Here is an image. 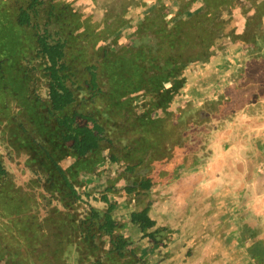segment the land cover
I'll return each instance as SVG.
<instances>
[{
	"label": "crops",
	"instance_id": "0c3cea01",
	"mask_svg": "<svg viewBox=\"0 0 264 264\" xmlns=\"http://www.w3.org/2000/svg\"><path fill=\"white\" fill-rule=\"evenodd\" d=\"M5 2L11 0H0V148L7 150L0 162L8 170L0 174V264H264V0H88L85 9L74 2V22L84 10L100 13V24L119 23L122 62L130 66L139 55L140 63L136 58L117 80L125 65L113 70L114 47L99 89L84 92L83 107L105 127V138L84 165L61 163L70 176L44 158L34 165L39 155L19 153L20 120L52 130L50 89L47 75L36 84L35 66L19 64L5 46L9 36H23L17 6L8 4L4 14ZM120 2L131 12L118 22ZM45 146L54 149V140ZM71 152L63 144L62 156ZM201 187L206 193L195 203L190 198ZM145 207L156 222L150 228L133 219ZM109 216L112 232L100 228ZM112 234L130 243L123 258L111 257ZM176 238L181 244L173 249Z\"/></svg>",
	"mask_w": 264,
	"mask_h": 264
},
{
	"label": "trees",
	"instance_id": "16d2710c",
	"mask_svg": "<svg viewBox=\"0 0 264 264\" xmlns=\"http://www.w3.org/2000/svg\"><path fill=\"white\" fill-rule=\"evenodd\" d=\"M8 4L13 8L14 5L17 6L14 10L18 9L19 30L22 31L23 36L20 39L17 36H9L10 40L4 41L5 46L17 53L14 57L19 64L31 62L35 66L36 84L39 83L37 77L41 80L44 75H47V86L50 89V103L45 109L48 112L47 120H51L52 130L43 131L41 124L31 130L28 128V121L20 120L18 123L19 153L31 154L34 158L39 155L40 158L35 159L34 165L39 166L44 159H47L64 176H70L69 172H65L61 163H66L71 159L80 160L84 165L87 155L91 150L97 149L100 141L105 138V127L98 123L89 111H85L82 97L87 90L94 93L99 89L98 76L102 75L103 71L106 76L105 67L109 65L107 62L111 61L110 56L113 58L116 56L110 54L114 47L120 51L119 56L113 60L115 65L113 70L124 65L121 31L114 22L100 24L98 22L100 13L98 12L93 15L83 13L82 20L80 21L79 18L77 22H74L79 15L76 14L78 9L75 6L70 9H61V5L58 2L53 3V0H11ZM8 4L5 2L2 7L4 14L10 11L7 9ZM9 19L11 20L10 17ZM58 27H62L63 30H58ZM10 30L15 31V27L8 26V31ZM121 72L122 69L115 73ZM83 74H86V77H83ZM10 126L14 129L13 121H7L6 129H10ZM51 140H54L55 147L48 150L45 143ZM63 144L72 150L71 154L65 153L62 156ZM42 149L45 151L44 157L39 152ZM0 174L8 175V170L1 162ZM72 176L75 174L73 173ZM67 184L73 188L71 182L68 181ZM73 191L76 192L74 188ZM149 209L145 207L135 212L134 222L140 223L144 228L154 226L156 222L151 217ZM99 220L101 221V217ZM37 221H35L36 224ZM101 223L100 228H106V230L108 228L110 232L114 230L115 221H112L110 216L108 221L104 220ZM111 236L109 249L111 257L123 258L126 255L125 249L130 243L121 234ZM148 236L150 237V234ZM155 238V236L150 237L152 240ZM105 248L104 243L102 249L105 250ZM130 252L136 254L133 246ZM106 264L112 263L107 262Z\"/></svg>",
	"mask_w": 264,
	"mask_h": 264
},
{
	"label": "bare ground",
	"instance_id": "6f19581e",
	"mask_svg": "<svg viewBox=\"0 0 264 264\" xmlns=\"http://www.w3.org/2000/svg\"><path fill=\"white\" fill-rule=\"evenodd\" d=\"M82 1H85V2H88V0H82ZM123 3L124 2H120V3H118L117 4V9H116V15H117V17H118V22H120L123 18H124V16H125V13H126V11L127 12H131V7L129 6V7H127V6H125V5H123ZM129 4H130V2H128ZM73 6L71 5V8H72ZM143 9H147V8H145V7H143ZM118 27H119V23H115ZM136 26H137V24L136 23H126V25H125V27H127V28H132L133 30H135L136 29ZM120 29V28H119ZM137 43H138V41H136ZM120 50H118V48H116L115 49V53H118ZM135 63H137V60L135 61ZM183 69H185V68H183ZM185 73V72H184ZM201 139H203V135L201 134ZM199 142H200V144H201V141H200V139H199ZM0 151L2 152V154H6L7 153V150L5 149V148H0ZM11 169H12V166H9ZM16 169H17V167H16ZM185 188H187V186H184L183 187V190H186ZM156 190H158V188L156 189ZM199 192L196 194V195H194V196H192L190 199H192L195 203H199L201 200V197L206 193V189H204V188H199ZM152 197H155L154 195H152ZM129 230H130V233H136L138 230H137V228L136 227H130L129 228ZM221 237H222V239H223V241H225L226 243H229L232 239L230 238V236H227V233H224V234H221ZM181 239L180 238H176L175 240H174V242L171 244L172 246H173V249L176 247V248H178V246L181 244ZM231 244V243H230ZM232 245V244H231ZM239 253H241V251H239ZM239 255V254H238Z\"/></svg>",
	"mask_w": 264,
	"mask_h": 264
},
{
	"label": "rangeland",
	"instance_id": "374dc122",
	"mask_svg": "<svg viewBox=\"0 0 264 264\" xmlns=\"http://www.w3.org/2000/svg\"><path fill=\"white\" fill-rule=\"evenodd\" d=\"M57 2H58V0H53V3H57ZM74 2H77V3L83 2V4L81 5L82 6V9H85V8L88 7V3L87 2H84L82 0H63L62 1V4H61V9H68V8L70 9L71 8V5L73 6L72 8H74V6H75L74 5ZM52 6H54V4H52ZM64 13H67V12L64 11ZM83 13H84V10H83ZM63 29H64V26H63ZM63 29H62V27H58V30H60V31H62ZM136 58L138 59V61L140 63V56L139 55H137L135 58H132V61H131V65L130 66L128 64L129 62L127 61L124 64L125 67L122 68L123 69L122 72L115 75L117 80H123L125 78L124 74H127V76H128V73L132 71L131 70V67H133L136 64L135 63ZM136 69H137V66H136ZM99 94H101V92L98 91V92H96L95 96H97ZM6 164L8 165L7 167L12 166L11 171L14 172L16 176L20 174L19 172H16L17 171L16 166L13 165L12 162L9 159L6 160Z\"/></svg>",
	"mask_w": 264,
	"mask_h": 264
}]
</instances>
